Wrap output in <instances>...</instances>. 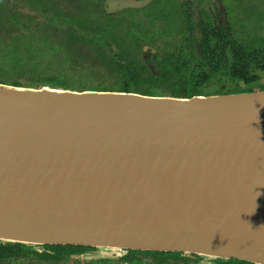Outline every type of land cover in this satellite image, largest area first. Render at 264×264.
Returning <instances> with one entry per match:
<instances>
[{"label": "water", "instance_id": "obj_1", "mask_svg": "<svg viewBox=\"0 0 264 264\" xmlns=\"http://www.w3.org/2000/svg\"><path fill=\"white\" fill-rule=\"evenodd\" d=\"M0 242L264 264V89L0 84Z\"/></svg>", "mask_w": 264, "mask_h": 264}, {"label": "trees", "instance_id": "obj_2", "mask_svg": "<svg viewBox=\"0 0 264 264\" xmlns=\"http://www.w3.org/2000/svg\"><path fill=\"white\" fill-rule=\"evenodd\" d=\"M55 1L57 10L45 9L46 17L42 21L37 20L34 15L28 17L23 11L25 8L17 6L16 1H11L10 4L7 1H0V84L35 89L46 86L77 92H126L174 98L264 89V82L257 73L264 71V38L262 37L249 39L244 45L242 40L233 36L230 31L225 32L216 27L209 29L210 22L193 23L192 26L199 29V37H184L179 43L176 42L175 36L168 37L170 39L164 42L161 48L168 44L173 47L178 46L170 52L165 51L164 61L160 62L159 70L153 73L150 62L137 56L140 52V43L134 46L132 52L127 47L124 48L125 53L117 49L113 57L102 50L100 43L105 46L112 45L107 39L97 36L100 32L93 24L94 8L100 4L94 3V0ZM105 1L107 0H102L104 3ZM166 4L167 8L164 6L166 13L160 7L164 17L169 12L173 17L180 14L176 7L174 12L170 10L169 1ZM78 6L82 9L89 8V14H86L88 21L80 22L81 27L87 30L78 32L67 29V31L64 27L71 24L65 21V17L71 15L73 11L76 13ZM54 11L58 15L55 13L53 15ZM179 17L189 31L190 21L181 15ZM119 25L122 26V23L116 24V27L118 28ZM110 29L116 28L113 25ZM169 34L163 29L158 30L155 33L157 38L153 41H157L158 37H167ZM194 45L199 46V55L193 53L185 59L182 58L185 48L192 51ZM181 71H189L190 76H185L186 74H182ZM109 75H114L116 79L112 80L110 86H106L105 77ZM96 79L99 80L95 82ZM91 85L105 89L90 90L93 89ZM158 90L161 92H156ZM91 251L95 249L0 242V264H68L73 256H85ZM123 253L120 262L124 264H152L136 258L137 255L160 259L158 261L160 264H169L164 262L165 258L178 259L184 255L138 251H123ZM97 264H110V262L100 261Z\"/></svg>", "mask_w": 264, "mask_h": 264}, {"label": "rangeland", "instance_id": "obj_3", "mask_svg": "<svg viewBox=\"0 0 264 264\" xmlns=\"http://www.w3.org/2000/svg\"><path fill=\"white\" fill-rule=\"evenodd\" d=\"M0 1H7L8 4H10L11 1H16L17 6H22L23 11H25L29 16H35L37 20H44L45 16V9L50 10H57V3L55 0H0ZM62 1V0H60ZM92 1V0H89ZM94 3H98L100 5H97L94 8L95 15H94V21L93 24L95 28L100 33H95L97 36L102 37L103 39H107L110 41V44L112 46H105L104 44H101V48L104 52H107L110 56L113 57V53L116 52V50H122V52L125 53L124 48L127 47L130 52L133 51V48L135 45L141 42H146L145 50L141 48L140 52L138 53V57L146 58L150 62L149 64L152 65L151 72L156 73V71L159 70L160 62L164 61L165 58V51L170 52L172 49L174 50L178 45L171 46L168 44L167 46H164L161 48L162 44L169 40L170 36L176 37V42H182V39L184 37L188 36L190 34V31L186 30V26L182 19H180L179 15L177 17H173L172 13H168V15H163L162 9L163 8L164 13H166L165 7H164V0H157L154 6L156 7H147L145 8L142 13H139L136 10H132L134 7H143L140 3H144L147 0H107L102 2V0H94ZM168 1V0H167ZM181 2H185V0H180ZM190 1V0H188ZM194 1L196 4L198 0H191V2ZM59 2V0H58ZM149 2V1H148ZM210 0H201L198 5L200 7H206V3H210ZM226 4V11H227V17L229 20V24L231 26V30L234 33V36L237 38H240V40L244 41V44H246L249 39H256L258 37L264 38V0H224ZM242 2H247L242 5ZM160 4V5H159ZM170 10L172 12L175 11L176 4L174 2H170ZM172 4H174V8H172ZM186 5V4H185ZM134 6V7H133ZM169 6V5H168ZM199 6H191L192 9H196ZM210 6V5H209ZM28 7V8H27ZM64 8V5H62ZM190 7V6H189ZM211 7V6H210ZM75 6H73V9ZM156 8L154 11L153 9ZM89 8L82 9L81 6H78L76 13L73 11V13L70 15L68 14L65 17L66 22H70V26H63L66 30H78L80 31H86V28H82L80 22H86L88 21L86 18V14H89ZM191 10L193 14H195V11ZM16 13V11H15ZM58 15L57 12H53L52 14ZM144 13V14H143ZM157 19H163L157 21ZM143 20L144 22H141ZM91 21V20H90ZM156 21V22H155ZM219 21L221 22V25L225 26L226 29H229V25H226L225 21H223V16L220 17ZM122 23V26L119 25V27H116V24ZM155 24V26H151L152 24ZM114 25V30H111L110 28ZM31 28V27H30ZM29 30H32L30 29ZM164 30L168 33H170L167 37H158V40L153 42L155 38V33L158 32V30ZM67 30V31H68ZM197 32V30H195ZM73 35V33H72ZM85 36H88L85 34ZM96 39V38H95ZM151 43V44H149ZM149 44V45H146ZM173 47V48H172ZM147 48V49H146ZM161 48V49H160ZM147 50V51H146ZM193 51V49H192ZM185 48L184 55L182 58H186L189 56V54L193 55V52H197L199 55V50L196 48L192 52ZM93 58H95L93 56ZM147 63V62H146ZM188 76V72H184ZM260 74V80L264 82V73L261 71L257 72ZM98 78V77H95ZM104 84L106 86H110L113 82L112 80H115L116 78L114 75H109V77H105ZM99 79H96L95 82H97ZM95 82L93 83L95 85ZM93 89L90 90H99V89H105V87H97L91 85ZM203 87V86H202ZM30 88V87H25ZM35 89V88H34ZM156 92H161L160 90ZM121 251H115V250H103L101 254L99 253H88V255L81 256V257H75L72 259L68 264H97L98 261H101L104 257H109L110 264H124L123 262H120L119 257L121 256ZM136 258L143 260L145 262H150L152 264H160L158 261L160 259H156L150 256H143V255H137ZM106 259V258H105ZM194 260L188 259L187 257H179L178 259L174 258H165V263L169 264H196L193 262ZM184 262V263H182ZM206 262V264H221V260H212L211 261H203ZM205 264V263H202ZM236 264V263H235Z\"/></svg>", "mask_w": 264, "mask_h": 264}, {"label": "flooded vegetation", "instance_id": "obj_4", "mask_svg": "<svg viewBox=\"0 0 264 264\" xmlns=\"http://www.w3.org/2000/svg\"><path fill=\"white\" fill-rule=\"evenodd\" d=\"M149 1V2H148ZM147 2H145V3H140L141 5H143V7H134V8H132V9H136V11H138V13H142L141 12V10L142 9H145V8H147V7H156V6H154V4L156 3V1L157 0H148ZM169 2H174L175 4H176V8H178V11H180V14H178V15H181L184 19H186V20H189L190 21V28H189V31H190V34H188V36H186V37H194V36H197V37H199L198 35H199V29H198V27H196V26H192V24L193 23H195V24H199L200 22H210V26H209V29L211 28H220V29H222L223 31H225V32H232V34H233V36H234V33H233V31L231 30V26H230V24H229V20H228V17H227V11H226V9H227V7H226V4H225V2H224V0H210L211 2L210 3H206V7H200L199 5H198V3L201 1V0H198V2H197V4L194 2V1H192L191 2V0L190 1H188V0H185V2H181L180 0H168ZM167 0H164V6H167V2H168ZM245 3H247V2H242V5L243 4H245ZM186 4V5H185ZM199 6V7H197L195 10L194 9H192V7L191 6ZM211 7H210V6ZM190 6V7H189ZM154 11L156 10V8H154L153 9ZM191 10H194L195 11V14H193L192 12H191ZM221 16H223V21H225V23H226V25H229V29H226V27L225 26H223V25H221V22L219 21V19H220V17ZM159 20H162V19H157V21H159ZM156 22V21H155ZM153 25V27L155 26V24L153 23L152 24ZM195 30H197V32L195 31ZM154 42V41H153ZM156 42V41H155ZM146 42H142V43H140V50H141V48H143V50H145V47H147V46H145V45H143V44H145ZM242 43H244V41H242ZM149 44H151V43H149ZM149 44H146V45H149ZM247 44V43H246ZM246 44H244V45H246ZM198 45V44H197ZM195 46V45H194ZM195 48L197 49V50H199V52L198 53H200V48H199V46H195ZM194 48V49H195ZM147 49V48H146ZM194 49H193V51H194ZM147 51V50H146ZM192 51V52H193ZM193 53H195L196 55H198L197 54V52H193ZM189 55H191V54H189ZM144 59L145 60H148L147 58H146V56L144 57ZM185 59V58H184ZM183 59V60H184ZM190 63H192V61L190 62ZM184 72L185 71H181V73L182 74H184ZM261 72H263L264 73V71H261ZM188 76H190V73L188 74ZM196 76V75H195ZM196 96V95H195ZM201 96V95H200ZM76 247V246H75ZM87 248H89V247H87ZM93 249H95V251H91V252H93V253H99V254H101V252L103 251V250H107V249H96V248H93ZM91 252H89V253H91ZM121 256L119 257V260H121L122 259V257L124 256V253H123V251H121ZM82 255H76V256H73V258L72 259H74L75 257H81ZM182 257H187L189 260L190 259H192V260H194L193 262H195L196 264H202V263H205L206 264V262H203V261H211V259L212 260H215V261H217V260H221L222 261V263L221 264H235V262H233V261H231V260H224V259H214V258H207V257H200V256H194V255H181ZM106 258V259H105ZM109 260H110V258L109 257H104V258H102L101 259V261L102 262H109ZM98 262H100V261H98ZM182 263H184V262H182ZM90 264V263H89ZM214 264V263H213ZM236 264H239V263H236Z\"/></svg>", "mask_w": 264, "mask_h": 264}]
</instances>
